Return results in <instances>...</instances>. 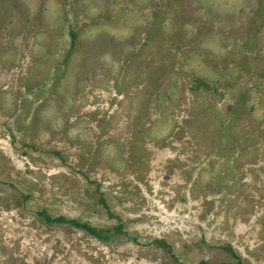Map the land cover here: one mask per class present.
Returning a JSON list of instances; mask_svg holds the SVG:
<instances>
[{
	"label": "rangeland",
	"instance_id": "obj_1",
	"mask_svg": "<svg viewBox=\"0 0 264 264\" xmlns=\"http://www.w3.org/2000/svg\"><path fill=\"white\" fill-rule=\"evenodd\" d=\"M222 263L264 264V0H0V264Z\"/></svg>",
	"mask_w": 264,
	"mask_h": 264
},
{
	"label": "trees",
	"instance_id": "obj_2",
	"mask_svg": "<svg viewBox=\"0 0 264 264\" xmlns=\"http://www.w3.org/2000/svg\"><path fill=\"white\" fill-rule=\"evenodd\" d=\"M43 217L46 219V220H48V221H52V218L48 215V214H44L43 213ZM54 220H63V217L62 216H59V217H57V218H54ZM74 221V220H73ZM74 223H77V222H75L74 221ZM94 230L92 229V232H93ZM222 264H228V263H222ZM236 264H239V263H236Z\"/></svg>",
	"mask_w": 264,
	"mask_h": 264
}]
</instances>
